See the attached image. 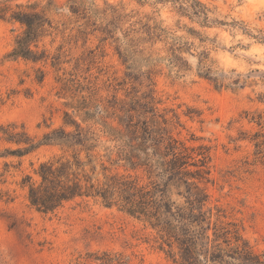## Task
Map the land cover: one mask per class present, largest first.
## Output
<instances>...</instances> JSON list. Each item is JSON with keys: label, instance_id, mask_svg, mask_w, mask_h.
<instances>
[{"label": "rangeland", "instance_id": "obj_1", "mask_svg": "<svg viewBox=\"0 0 264 264\" xmlns=\"http://www.w3.org/2000/svg\"><path fill=\"white\" fill-rule=\"evenodd\" d=\"M201 1L215 9L217 18H234L264 33V0ZM15 5L32 7L51 20L52 29L38 44L49 57L37 64L7 58L22 28L0 19V125H22L36 138L49 125L59 127L69 97L76 95L75 80L96 86L101 98H110L114 90L122 98L125 91L144 93L146 78L126 79L117 50L131 25L154 20L182 44L181 61L174 67L165 60L163 42L147 44L157 60L160 108L180 115L182 140L210 148L206 188L211 201L240 227L253 252L263 255L264 160L254 155L249 139L260 130V117L264 124V46L240 32L203 28L169 6L140 7L135 0H0V10ZM51 57L59 58V71L51 67ZM201 61L212 73L226 74L225 84H238L215 88L199 76ZM38 70L44 74L41 83ZM6 148L15 146L0 141V152ZM53 151L40 149L23 159L20 168L18 159L0 158V191L12 197L0 202V264H70L80 253L102 249L131 255L132 264L141 259L142 264H173L141 242L148 234L141 224L115 208L66 205L54 215L30 209L20 178L31 173L29 161L36 166Z\"/></svg>", "mask_w": 264, "mask_h": 264}, {"label": "trees", "instance_id": "obj_2", "mask_svg": "<svg viewBox=\"0 0 264 264\" xmlns=\"http://www.w3.org/2000/svg\"><path fill=\"white\" fill-rule=\"evenodd\" d=\"M135 2L140 7L169 6L203 28L240 32L264 46V33L253 32L234 18H217L215 9L201 0ZM0 12L1 20L22 28L6 57L32 64L46 62L49 54L39 50L38 44L52 29L51 20L43 12L22 5H15L14 10L4 6ZM150 21L147 18L142 23L140 19L131 25L117 50L126 79L146 78L144 93L125 91L122 98L119 90H114L110 98H101L96 86L75 80L76 95L69 97L71 103L65 105L59 127L49 125L36 138L22 125H0V141L15 146L0 152V158H16L20 168L23 159L40 149L54 150L36 166L29 161L32 171L23 174L18 184L26 192L30 209L41 215H54L66 205L98 204L115 208L141 224L142 231L148 233L141 242L163 253L173 264H264V254H255L240 227L217 201H211L206 188L210 148L182 140L180 115L171 108H160L163 102L156 96L154 81L159 72L157 60L147 44L152 47L163 42L167 46L165 60L172 67L181 61L182 44ZM59 58L51 57V67L56 71ZM38 71L36 81L41 83L44 74ZM198 73L215 88L238 84L237 80L225 84L229 79L226 74L212 73L202 61ZM58 79L63 82V78ZM256 125L260 130L264 127L262 117ZM260 130L249 141L254 155L264 160V132ZM2 201H12L8 192L0 191ZM132 257L115 250H87L70 264H132Z\"/></svg>", "mask_w": 264, "mask_h": 264}]
</instances>
